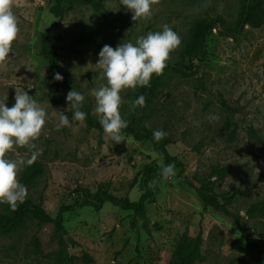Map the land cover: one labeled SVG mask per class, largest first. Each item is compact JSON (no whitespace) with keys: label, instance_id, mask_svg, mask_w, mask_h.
<instances>
[{"label":"rangeland","instance_id":"374dc122","mask_svg":"<svg viewBox=\"0 0 264 264\" xmlns=\"http://www.w3.org/2000/svg\"><path fill=\"white\" fill-rule=\"evenodd\" d=\"M87 1L62 0L57 22L49 12L53 0H14L20 32L6 66L0 67V102L7 106L23 90L47 114L35 141L42 154L34 163L42 166V173L27 187V198L41 200L51 219L61 206L90 201L98 188L136 202L144 191V170L161 165L162 155L126 134L124 142L115 144L103 129H87L85 121L74 120L67 111L68 92L54 86L66 83L82 93L83 108L98 120L92 91L107 85L96 66L104 45L135 44L139 36L168 24L182 41L168 61L177 64L193 24L219 19L204 45L203 60L191 61L197 73L182 77L164 72L139 122L152 132L167 133L166 151L184 169L181 174L175 169L166 181L150 179L153 196L144 207L145 225L138 220L132 229L131 212L108 203L98 211L79 207L64 212L65 234L51 223L38 225L27 217L15 231L0 235V264H172L180 239L198 232L203 260L194 264H264V24L245 26L234 38L224 33L234 31L242 0H160L150 19L136 21L121 0H91L99 8ZM56 22L50 41L62 81L50 77L37 54L39 35ZM139 89L121 93L129 102L120 107L127 121L135 113L130 102ZM59 112L68 116L71 127L57 130ZM29 156L19 146L7 154L13 160ZM215 168L223 176L210 178L213 190L227 197L236 193L228 208L240 215L246 238L229 218L204 210L189 187L198 186L193 177L206 178ZM251 206L262 213L245 215ZM10 212L7 204H0V214Z\"/></svg>","mask_w":264,"mask_h":264},{"label":"clouds","instance_id":"9594fccd","mask_svg":"<svg viewBox=\"0 0 264 264\" xmlns=\"http://www.w3.org/2000/svg\"><path fill=\"white\" fill-rule=\"evenodd\" d=\"M159 3L160 0H121V5L132 12L133 21L150 19L152 6ZM13 4L14 0H0V67L6 66L20 32ZM181 43L180 36L168 24H164L162 31L141 35L135 44L120 43L115 48L103 46L96 66L101 69V76L106 79L107 85L93 89L92 95L95 98L94 112L99 124L113 143L125 141L122 130L128 127V121L121 116L120 107L122 103L129 102L122 99L121 93L128 89L150 87L153 75H163L171 54L179 49ZM62 79L59 73L54 75V80ZM14 99L12 107L0 102V204H7L12 211H16L26 201L28 190L19 182L18 175L22 167L31 165L42 154L35 141L42 133L47 115L38 101L23 90L16 92ZM84 100L85 96L75 90L69 91L66 96L69 104L67 111H71L72 118L81 123L86 119V113L81 111ZM130 103L132 110L137 106L143 108L145 97L141 95ZM58 115V131L71 127L67 115L60 112ZM166 136L167 133L162 129L153 131L156 142ZM14 146L26 147L30 152L29 158L8 159L7 154ZM174 175V164H161L160 176L163 180Z\"/></svg>","mask_w":264,"mask_h":264},{"label":"trees","instance_id":"16d2710c","mask_svg":"<svg viewBox=\"0 0 264 264\" xmlns=\"http://www.w3.org/2000/svg\"><path fill=\"white\" fill-rule=\"evenodd\" d=\"M54 4L49 8L50 14L57 19V22L62 18L63 10L61 7L62 0H53ZM90 4L95 8H99L96 2L88 0ZM56 23L51 24L39 35V45H38V56L45 63L46 67L50 71V77L54 79L56 73L60 74V60L57 51L51 44V36L53 34ZM221 23L219 19L209 20V21H196L190 32L188 42L185 46L184 53L181 56V62L177 64L168 63L164 72L172 71L182 77H189L197 73V68L191 63L192 60H203L204 58V45L208 38L211 36V32L215 29L216 25ZM264 24V0H242V5L239 10L234 31H224V33L230 37L234 38L245 26L251 28H259ZM189 61L185 63V61ZM161 76L157 77L153 75L150 81V87H140L136 95V99L143 95L145 97V106L150 103L151 99L154 97V93L159 85ZM58 88H63L67 92L71 91V88L66 83L56 84L53 90ZM15 103L14 100H10L7 107H12ZM143 108L137 106L134 115L128 121V127L122 130L123 134L131 136L135 141H145L150 144L153 151L162 155L163 165L174 164L175 169L179 170V174L183 172L184 165L181 160L174 156H170L166 151V146L169 145L167 139H162L156 142L153 139V132L146 127H140L139 122L141 120V114ZM81 111L86 113L85 125L87 129H94L99 133L102 131V127L99 121L94 119L90 113L82 108ZM123 118V117H122ZM124 119V118H123ZM159 166L147 167L142 174V184L144 191L136 202H130L128 199H120L112 196L108 192L102 189H97L95 194L92 196L90 201H85L82 203H74L70 206H61L58 209L57 215L54 219H51L43 209L42 202H33L31 199L26 198L23 204H20L16 211L10 212V214H0V235H6L17 228H19L27 217L35 219L38 225H44L51 223L54 225L55 230L65 234V230L61 226L62 219L61 215L64 212L74 210L79 207H91L94 211L100 210V208L108 203L121 210L130 211L131 219L130 226L132 229H136L138 220L142 221L145 225L146 217L144 214L145 204L153 196V189L149 183L150 179L161 177ZM42 173V166L38 163H32L28 165L19 177V182L26 186V188L34 183L36 178H38ZM217 177L221 179L223 176V171L221 169H213L206 178L193 177L194 181L198 184L197 187L189 185L197 195L200 200L201 205L204 210L210 209L216 213H219L231 220L235 225L239 233L246 238V231L244 224L238 213L232 212L228 205L236 197V193H232L230 196L217 195L210 182L211 177ZM263 209L257 206H251L245 211V215H252L256 213H262ZM202 238L201 233L198 232L195 237L183 236L178 242L174 253L172 264H194L199 263L203 260L201 254ZM259 264H263L261 261Z\"/></svg>","mask_w":264,"mask_h":264}]
</instances>
